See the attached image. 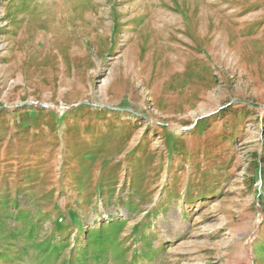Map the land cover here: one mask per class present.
Wrapping results in <instances>:
<instances>
[{
  "label": "rangeland",
  "instance_id": "374dc122",
  "mask_svg": "<svg viewBox=\"0 0 264 264\" xmlns=\"http://www.w3.org/2000/svg\"><path fill=\"white\" fill-rule=\"evenodd\" d=\"M42 214L48 264H264V0H0V264Z\"/></svg>",
  "mask_w": 264,
  "mask_h": 264
},
{
  "label": "trees",
  "instance_id": "16d2710c",
  "mask_svg": "<svg viewBox=\"0 0 264 264\" xmlns=\"http://www.w3.org/2000/svg\"><path fill=\"white\" fill-rule=\"evenodd\" d=\"M34 177H36V176H34ZM2 198H5V199H3L4 201L6 199H9L5 195H3ZM4 203L9 204V202H4ZM16 215H18V218L22 221H28L31 217V215L27 211H22V210L18 211V213ZM35 217H36V215H35ZM47 218H48V215H44V214L39 215L37 217V219H35L36 220L35 227L30 229V231L28 233L20 235L27 243H29L28 245H26V248L27 249H34L36 251L35 259L40 260L43 264H48L49 261H47V260H48L49 256H51L53 253H55L53 251V247L60 249V248L66 247L70 243L68 239H70L69 235L71 234L69 230L65 229L66 227H64L62 224H59V226H57V224L54 221L53 233L50 235V237H44V239H42L40 241L37 234H35L34 232L36 231V227H42V225L46 222ZM111 222H113L112 224H117V223H120L121 220L117 219V220H114ZM82 229H84V227ZM81 232H82V235H84V240L82 242L84 248L86 247L87 241H89V240L93 241L94 244H100L103 239L110 238V237H104L103 236L102 228L99 229V233H98L96 238H94L93 234L91 233L92 232L91 229H88L86 232L81 230ZM82 235H81V237H82ZM16 236H19V235L17 234ZM57 236H58V238H60V237L62 238L61 241L59 242V245L58 246L57 245L51 246L52 245L51 241H53L55 238H57ZM79 240H80V237L77 238V241H79ZM91 241H89L88 244H90ZM111 246L112 245L110 244V247ZM12 248H13V246L10 247V249H12ZM27 249H24V250H27ZM6 250L7 249H4V250L0 249V253H4ZM4 255H0V256H4Z\"/></svg>",
  "mask_w": 264,
  "mask_h": 264
},
{
  "label": "bare ground",
  "instance_id": "6f19581e",
  "mask_svg": "<svg viewBox=\"0 0 264 264\" xmlns=\"http://www.w3.org/2000/svg\"><path fill=\"white\" fill-rule=\"evenodd\" d=\"M160 207V206H159ZM86 228V227H85ZM81 237V236H80ZM147 238V237H146ZM144 240V239H143Z\"/></svg>",
  "mask_w": 264,
  "mask_h": 264
}]
</instances>
